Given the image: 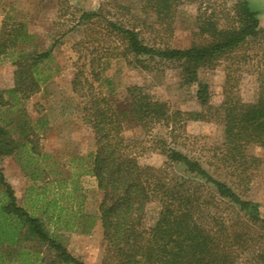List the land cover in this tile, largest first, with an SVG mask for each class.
Instances as JSON below:
<instances>
[{
  "label": "rangeland",
  "instance_id": "obj_1",
  "mask_svg": "<svg viewBox=\"0 0 264 264\" xmlns=\"http://www.w3.org/2000/svg\"><path fill=\"white\" fill-rule=\"evenodd\" d=\"M234 1L226 0L224 5L230 8ZM245 1L258 16V34L214 66L198 71L199 80L208 86L216 104L226 94L244 103L254 102L264 77V0ZM140 7L139 0H0V39L6 38L17 23L23 24L29 35V43L8 49L0 57V91L13 88L14 62L20 55L52 51L51 59L41 68L44 75L52 77L40 85L38 93L26 102H17V106H12V100L4 94L0 124L14 141L24 145L27 140L32 141L35 152L32 146L20 147L13 156L0 160V169L14 190L17 205L42 219L49 234L84 264H99L103 247L98 211L100 196L90 174L89 156L95 152V140L82 123L81 100L70 86L75 71L81 69L87 74V59H102L101 80L94 83V88L117 110L129 108L127 89L133 84L143 86L154 100L166 103L171 111L185 110L195 104L197 87L184 86L175 66L158 62L152 71L132 70L123 58L115 56L121 52L122 45L103 31L102 20L94 25L75 26L81 13L100 12L107 20L135 28L148 47L187 49L200 43L192 37L194 6L182 7L169 25L153 27H150V16L143 14ZM122 123L125 138L139 142L137 156L142 165L160 168L164 175L168 174L169 184L185 183L181 193L192 195L196 200L195 213L205 227L215 226L212 220L215 219L235 229L234 222L245 221L244 214L218 197L214 188L202 179L186 173L183 167L168 166L158 150L161 143L199 161L210 176L225 183L241 199L257 203L259 216L264 220V146L246 148L245 154L256 161L247 159L248 169L240 174L243 167L230 160L231 154L223 145L221 125L190 123L171 138L168 129L162 126L143 135L132 116ZM2 194L0 186L1 199ZM46 202L63 208L66 218L72 219L71 230L55 228L49 220L50 211L44 213ZM150 208L151 222L154 206ZM75 212L83 216H74ZM243 231L252 238L259 233L251 227H244ZM22 246L46 260L45 246L33 243H22ZM259 246L249 239V245L243 248L241 264L248 263Z\"/></svg>",
  "mask_w": 264,
  "mask_h": 264
},
{
  "label": "trees",
  "instance_id": "obj_2",
  "mask_svg": "<svg viewBox=\"0 0 264 264\" xmlns=\"http://www.w3.org/2000/svg\"><path fill=\"white\" fill-rule=\"evenodd\" d=\"M139 1L140 11L150 16V27L167 26L182 7L194 6L192 37L200 43L187 49L148 47L135 28L107 20L100 12L81 13L75 26L94 25L102 20L103 31L122 45L121 52L115 56L123 58L132 70L152 71L158 62L167 63L179 71L184 86L195 85L197 91L193 107L171 111L166 103L154 100L143 86L133 84L127 89L129 108L117 110L94 88V83L101 80L102 59L89 57L88 73L78 69L73 74L70 86L81 100L82 123L90 129L95 140V152L89 158L90 174L100 196L98 211L103 251L99 264H241L243 248H247L249 239L260 246L246 264H264V220L259 216L257 203L241 199L225 183L210 176L199 161L161 143L158 150L168 166L183 167L186 173L202 179L214 188L218 197L244 214L245 221H235V229H228L215 219H212L215 226L205 227L195 213L196 200L192 195L181 193L185 183L169 184L168 174L164 175L160 168L142 165L137 156L139 142L125 138L122 123L132 116L143 135L162 126L168 129L171 138L190 123L221 125L223 145L231 154L230 160L242 166L240 174H245L247 159L255 160L245 154L246 148L264 146V77L254 102L244 103L226 94L222 102L216 104L208 86L199 80L198 71L214 66L222 57L254 38L260 31L258 16L245 0H235L230 8L224 5L226 0ZM15 26L6 38L0 39V57L8 49L29 43L24 25L17 23ZM51 57V50L20 55L14 62L13 88L0 91V104L4 102V94L12 100V106H17V102H26L38 93L40 85L52 77L44 75L41 69ZM27 146H32L35 152L32 141L27 140L25 145L14 141L0 124V160ZM0 186L3 188L0 264H84L49 234L42 219L17 205L14 190L1 169ZM152 205L154 212L150 222ZM43 207L44 213L50 211L52 214L49 220L55 228L71 230L72 219L66 218L62 207L54 202H46ZM244 227L256 229L257 237L245 235ZM22 243L45 246L46 260L26 251Z\"/></svg>",
  "mask_w": 264,
  "mask_h": 264
}]
</instances>
